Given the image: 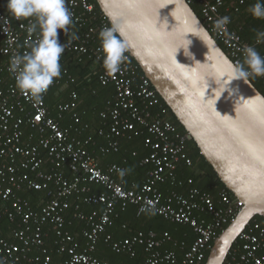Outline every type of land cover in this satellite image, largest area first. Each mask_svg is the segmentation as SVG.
Instances as JSON below:
<instances>
[{"label": "built area", "instance_id": "2783aa9c", "mask_svg": "<svg viewBox=\"0 0 264 264\" xmlns=\"http://www.w3.org/2000/svg\"><path fill=\"white\" fill-rule=\"evenodd\" d=\"M187 2L199 6L207 29L227 48L233 63L242 62L243 47L254 44L232 28V18L224 30H216L215 21L239 12L246 0ZM66 6L80 28L87 22L90 25L85 33H76L78 39H59L61 44H66L60 61L67 54L75 53L80 58L93 59V66L97 68L102 65L103 55L98 33L111 22L97 10L93 0H66ZM29 23L30 19L14 18L0 3V218L6 216L15 223L11 237L0 231V259L4 264H48L51 255L46 239L54 232V244L68 254L64 264H125L103 261L95 255L103 236L116 253L135 257L140 250L144 251L146 256L138 264H206L214 242L235 220L244 206L243 201L225 188L219 190L217 197L195 187L186 193H164L162 186L175 181L179 168L192 166L193 159L187 151V134L169 118L168 109L163 107L151 80L140 74V66L133 61L130 48L119 72L107 74L102 66L99 75L100 82L112 84L116 92L115 101L109 102L108 108L100 113L104 122L99 135L107 142L100 150L102 153L118 151L123 139H132L143 128L149 134L145 143L151 151L141 164L150 165L151 169L138 189L127 188L114 170L124 169L123 165L111 164L103 170L99 157L89 149L92 143L96 145L93 138L80 137L81 131L90 126L79 127L82 121L78 113V92H70L68 99L57 105L55 114L47 103L52 88L75 82L67 69L54 80L41 103L33 102L27 93L16 88L14 74L9 71L10 59L15 53L30 51L29 43L38 39V33H27ZM69 31L74 32L71 28ZM68 114L74 119V130L72 126L62 125ZM28 129L34 134L27 132ZM93 185L105 190L95 191ZM23 190H49L48 199L36 209L20 195L19 191ZM79 197L88 205H102V209L85 212L77 200ZM146 204L154 205L155 213L165 219L189 225L194 230L196 237L182 255L168 247L177 245L169 232L142 230L118 240L107 233L119 210L135 205L141 215L145 212L140 209ZM71 209L75 218L88 225L83 241L64 227L65 215ZM224 264H264V220L255 219L247 225Z\"/></svg>", "mask_w": 264, "mask_h": 264}, {"label": "water", "instance_id": "95a60500", "mask_svg": "<svg viewBox=\"0 0 264 264\" xmlns=\"http://www.w3.org/2000/svg\"><path fill=\"white\" fill-rule=\"evenodd\" d=\"M97 2L123 29L132 56L185 127L187 138L195 140L220 179L244 203L206 262L224 264L247 225L255 216H264V95L250 79L233 80L228 87L238 92L220 95L231 79L233 61L187 0ZM193 16L206 31L202 40L194 35Z\"/></svg>", "mask_w": 264, "mask_h": 264}, {"label": "trees", "instance_id": "16d2710c", "mask_svg": "<svg viewBox=\"0 0 264 264\" xmlns=\"http://www.w3.org/2000/svg\"><path fill=\"white\" fill-rule=\"evenodd\" d=\"M93 1L96 4L97 10L101 12L102 10L97 0ZM0 3H2L4 8L8 11L7 0H0ZM253 3H255V0H246V4L242 6L239 12L231 14V18L233 20L232 28L238 30L245 40L254 44L255 48L262 55V53H264V43L256 42V31L264 30V19L254 18L248 12L249 6ZM191 6L206 25L199 6L196 4H191ZM89 25L90 23L87 22L82 28H80L74 23V25L70 26V28L75 33H85ZM57 31L58 39L60 40H66L71 37L70 31L68 33H65L61 29ZM218 43L228 54L227 48L221 42L218 41ZM133 61L136 62L134 58ZM60 64L62 66L61 73L67 69L68 74L75 78V82H70L69 86H64L63 88H52L47 96V103L52 110V113L55 114L57 105L61 101L67 100L70 92L74 90L78 92V113L81 116L82 121L79 127L84 128L85 124L90 126L88 129H83L81 131L80 137L84 139L87 137L93 138L92 142H95L97 146L95 147L92 143L89 146V149L92 152H94L95 149L94 154L97 155L96 150H99L101 146L107 145L105 138L99 135V130L103 126L104 122L100 113L108 108L109 102L115 101V88L112 84L103 85L100 82L99 75L103 70L102 65L99 64L97 68H95L93 66V59L89 57L83 56L80 58V56L75 53H69L62 58ZM139 72L140 74H145L141 67ZM64 77L65 81L67 75ZM249 79L264 95V77L260 76L255 79L250 77ZM161 103L163 107L168 109L169 118L176 124L179 130L184 134H187L185 127L179 122L162 97ZM62 125L64 127L72 126L73 130L76 128L71 114L66 115L65 119L62 120ZM27 132L34 134V131H31L30 129H28ZM148 135L147 131L141 128L132 139H123L118 151L112 150V152L106 154L107 156L104 157V161L101 157H99L100 167L103 170H106L110 164H123L125 168L131 169V171L125 175V186L127 188H140L147 178L149 170L151 169L150 165L141 164L142 159L151 151L145 143ZM187 151L193 159V165H182L178 170L177 179L162 186L164 193L172 191L186 193L189 189L195 187L204 192H209L217 197L219 190L225 188L230 194L235 196L220 179L214 167L203 156L199 146L192 137L187 139ZM102 154L103 153L99 152V156ZM67 175L71 177V172L67 171ZM190 180L192 181L190 182ZM93 189L99 192L105 190L104 187L96 185H94ZM48 192L49 190L19 191L20 195L26 197L30 203L36 207V209H39V207L44 203L43 201L48 199ZM77 200L82 203V209L85 212H90L93 209H102V205H88L83 203L82 197L77 198ZM255 219L264 220V216L257 215L253 218L252 222ZM64 225L66 230L70 231L78 240L83 241V232L88 228V225L86 221L75 218L73 209L66 213ZM14 226L15 223H12L8 217L4 216L0 218V231L4 236L11 237V230ZM142 230H155L158 233L169 232L173 236V239L177 242V245L175 247L171 245V248L178 251L180 255H182L185 250L189 248L196 237L194 230L189 225L172 222L157 213L154 215H149L147 213L138 215V208L135 205H130L125 210H119V216L114 220L113 226L108 228L107 233H111L113 239L118 240ZM54 239V232H51L50 237L46 239V244L51 255V262L48 264H64L68 258V254L66 251H62L60 246L54 244ZM95 255L99 259L111 263L121 262L125 264H138L145 258L146 253L140 250L139 254L135 257H131L129 254L116 253L112 250L110 244L105 242V238L103 236ZM40 264L44 263L42 262Z\"/></svg>", "mask_w": 264, "mask_h": 264}, {"label": "clouds", "instance_id": "9594fccd", "mask_svg": "<svg viewBox=\"0 0 264 264\" xmlns=\"http://www.w3.org/2000/svg\"><path fill=\"white\" fill-rule=\"evenodd\" d=\"M7 9L17 20L21 18L30 19L26 29L29 35L38 33L36 42L29 43L30 51L23 54H13L9 63V71L14 74L16 88L21 93H27L33 102L41 103L43 95L54 80L61 76L60 58L65 52L66 44L59 42L57 30L69 32L70 26L74 25L73 13L66 6V0H7ZM248 12L254 18L264 19V0H255V3L249 6ZM110 20V26L103 27L98 33V38L103 53L102 66L105 72L111 75L121 70L125 53L131 44L125 38L121 26L111 17ZM193 20L195 21L193 25L195 28L194 35L201 39V32H205L206 35V31L198 18L193 16ZM229 23H231V17L227 15L220 17L215 21V29L224 30ZM71 37L73 40L79 38L75 32L71 33ZM203 42L205 43L204 40ZM256 42L264 43V30L256 31ZM208 43L215 46L214 40L210 39ZM242 53V62L233 63L229 61L231 79L221 89L220 95L225 91H228L229 96L238 92V89L228 87L233 80L246 81L250 77L255 79L264 76V56L251 45L244 46ZM114 170L121 179L131 171L130 168H116ZM140 211L154 215L155 206L146 204ZM0 264H4L3 259H0Z\"/></svg>", "mask_w": 264, "mask_h": 264}, {"label": "crops", "instance_id": "0c3cea01", "mask_svg": "<svg viewBox=\"0 0 264 264\" xmlns=\"http://www.w3.org/2000/svg\"><path fill=\"white\" fill-rule=\"evenodd\" d=\"M93 145H95V144H93ZM96 146H97V145H95V147H96ZM99 150H100V148H99ZM99 150H96L97 156H98V157H101L103 161L105 160L104 157L107 156L106 154L112 152V150H111V151L106 152V153H103L101 156H99V152L102 153L101 150H100V151H99ZM94 152H95V149H94ZM99 160H100V158H99ZM99 164H100V162H99ZM110 165H111V164H110ZM110 165H108V166H110ZM119 165H123V164H119ZM123 166H124V165H123ZM124 167H125V166H124ZM125 177H126V176L123 177V180H125ZM145 180H146V179H145ZM144 182H145V181H144ZM144 182H143V183H144ZM93 187H94V185H93ZM98 192H99V191H98ZM138 215H139V214H138ZM168 247L171 248L172 246H171V245H168Z\"/></svg>", "mask_w": 264, "mask_h": 264}]
</instances>
